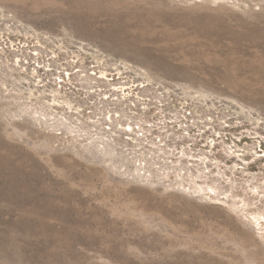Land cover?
<instances>
[{
  "label": "rangeland",
  "instance_id": "obj_1",
  "mask_svg": "<svg viewBox=\"0 0 264 264\" xmlns=\"http://www.w3.org/2000/svg\"><path fill=\"white\" fill-rule=\"evenodd\" d=\"M0 264H264V0H0Z\"/></svg>",
  "mask_w": 264,
  "mask_h": 264
}]
</instances>
